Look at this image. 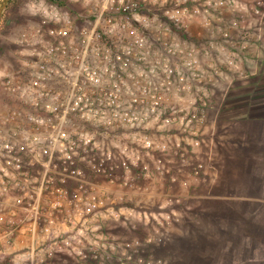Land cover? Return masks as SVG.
<instances>
[{
	"label": "built area",
	"instance_id": "1",
	"mask_svg": "<svg viewBox=\"0 0 264 264\" xmlns=\"http://www.w3.org/2000/svg\"><path fill=\"white\" fill-rule=\"evenodd\" d=\"M31 0L0 76V264H181L264 0ZM199 235H204L200 227Z\"/></svg>",
	"mask_w": 264,
	"mask_h": 264
},
{
	"label": "rangeland",
	"instance_id": "2",
	"mask_svg": "<svg viewBox=\"0 0 264 264\" xmlns=\"http://www.w3.org/2000/svg\"><path fill=\"white\" fill-rule=\"evenodd\" d=\"M30 1L7 6L0 19V76L14 61L13 42ZM61 1L77 7L75 0ZM235 96L243 106L235 110L240 118L221 126L222 142L209 161L208 198L200 202L197 222L190 225L193 235L175 243L181 264H264V92L232 94L229 100Z\"/></svg>",
	"mask_w": 264,
	"mask_h": 264
},
{
	"label": "crops",
	"instance_id": "3",
	"mask_svg": "<svg viewBox=\"0 0 264 264\" xmlns=\"http://www.w3.org/2000/svg\"><path fill=\"white\" fill-rule=\"evenodd\" d=\"M238 16L241 20H243L242 24H248V28L250 30L248 51L241 52L239 56L240 69L242 72L249 73L252 77L250 80H247L241 84L240 82L237 83L238 81L236 80L237 77L235 76V74L230 72L221 77V85L224 88L233 87V95H240L246 92H256V90L264 92V17L258 18L257 16H254L252 13L246 10L240 11V13L234 15L230 13L226 14L225 19L228 20ZM238 99L239 97L235 96L234 99H230L225 102L221 117L222 127L225 125V123H230V121H233L234 119L237 120L236 118H240L239 116H237L239 115V113H236L235 111L243 107L242 104L236 103L238 102ZM220 187L221 186H217L216 190H220ZM216 190H210L212 196L216 195L213 194ZM207 193H209L208 189L201 190V194L204 195V197H207ZM206 247V245H202L201 247V252L203 253L202 255L205 256H207V254L205 253L208 250Z\"/></svg>",
	"mask_w": 264,
	"mask_h": 264
},
{
	"label": "trees",
	"instance_id": "4",
	"mask_svg": "<svg viewBox=\"0 0 264 264\" xmlns=\"http://www.w3.org/2000/svg\"><path fill=\"white\" fill-rule=\"evenodd\" d=\"M26 1L29 0H10L8 7L13 6L15 8H18L20 5H23ZM51 1L56 2L59 5L65 6V4L61 0H51Z\"/></svg>",
	"mask_w": 264,
	"mask_h": 264
},
{
	"label": "water",
	"instance_id": "5",
	"mask_svg": "<svg viewBox=\"0 0 264 264\" xmlns=\"http://www.w3.org/2000/svg\"><path fill=\"white\" fill-rule=\"evenodd\" d=\"M9 2H10V0H0V19L3 15L4 11L6 10Z\"/></svg>",
	"mask_w": 264,
	"mask_h": 264
}]
</instances>
